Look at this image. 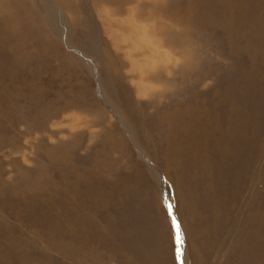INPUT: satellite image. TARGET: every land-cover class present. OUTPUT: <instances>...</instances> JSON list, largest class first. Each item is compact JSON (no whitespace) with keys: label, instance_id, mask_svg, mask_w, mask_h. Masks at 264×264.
Returning a JSON list of instances; mask_svg holds the SVG:
<instances>
[{"label":"rangeland","instance_id":"374dc122","mask_svg":"<svg viewBox=\"0 0 264 264\" xmlns=\"http://www.w3.org/2000/svg\"><path fill=\"white\" fill-rule=\"evenodd\" d=\"M63 1L0 0V264H264V0Z\"/></svg>","mask_w":264,"mask_h":264},{"label":"bare ground","instance_id":"6f19581e","mask_svg":"<svg viewBox=\"0 0 264 264\" xmlns=\"http://www.w3.org/2000/svg\"><path fill=\"white\" fill-rule=\"evenodd\" d=\"M42 1H44V3H45V5L48 7V8H50V10H51V15H54L55 16V18L56 17H60V18H63V17H65V14L63 13V11H60L58 8H57V6L54 4V2L55 1H57L59 4H62L64 7H65V5H64V1L63 0H42ZM112 1H116V0H112ZM120 1V0H119ZM188 6V5H187ZM188 8V7H187ZM186 8V9H187ZM50 16V15H49ZM51 18H53V16L51 17ZM61 21V20H60ZM51 22V21H50ZM55 27V26H54ZM57 30V29H56ZM64 32L62 31V32H60V34H63ZM66 34V33H65ZM63 39H64V41L67 43V45H68V48L70 49V50H72V48L69 46V44H68V36H67V34L66 35H64V36H61ZM77 55H79V57L80 58H82V60H85L86 62H87V59H86V56L84 55V54H81V53H76ZM99 87V86H98ZM99 92H100V95L105 99V102H106V104H107V106L109 105L110 107V109H111V111L114 113V115H116V117H121L119 114H118V112L116 111V109L112 106V105H110V102L106 99V97H105V95H104V93L101 91V89H100V87H99ZM114 109V110H113ZM168 120V119H167ZM168 123H169V121H168ZM171 126V125H170ZM166 127V126H165ZM169 132V131H168ZM169 134V133H168ZM131 137V136H130ZM134 142H135V139H134V137H132L131 138ZM135 144H136V142H135ZM137 145V144H136ZM135 145V146H136ZM137 148H139L138 149V151L140 152V154L144 157V158H146V155L142 152V150L140 149V147H138L137 146ZM147 161H148V159H147ZM148 163H149V161H148ZM150 164V163H149ZM150 167H153L151 164H150ZM196 167H197V165H196ZM179 232V231H178Z\"/></svg>","mask_w":264,"mask_h":264},{"label":"water","instance_id":"95a60500","mask_svg":"<svg viewBox=\"0 0 264 264\" xmlns=\"http://www.w3.org/2000/svg\"><path fill=\"white\" fill-rule=\"evenodd\" d=\"M163 181L165 182L164 178L162 177ZM162 195H163V201L165 202V204L167 205L168 207V204H167V198L164 196L166 195V190H165V187L162 188ZM168 214H169V217L171 219V222L174 224L175 226V239H176V242H177V245H178V248L180 251H182V243L180 241V238H179V235H178V229H177V223H176V219H175V216L174 214L171 213V208L168 207Z\"/></svg>","mask_w":264,"mask_h":264}]
</instances>
